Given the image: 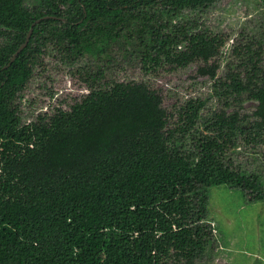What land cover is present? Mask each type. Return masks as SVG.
I'll return each instance as SVG.
<instances>
[{
  "label": "trees",
  "instance_id": "1",
  "mask_svg": "<svg viewBox=\"0 0 264 264\" xmlns=\"http://www.w3.org/2000/svg\"><path fill=\"white\" fill-rule=\"evenodd\" d=\"M216 1L0 0V264H200L219 244L211 187L264 203L230 154L264 163V38L241 35L217 75L228 37L185 17ZM111 53L147 74L197 65L211 94L169 114L146 82L103 80ZM48 56L85 69L86 93L24 122L17 101Z\"/></svg>",
  "mask_w": 264,
  "mask_h": 264
},
{
  "label": "rangeland",
  "instance_id": "2",
  "mask_svg": "<svg viewBox=\"0 0 264 264\" xmlns=\"http://www.w3.org/2000/svg\"><path fill=\"white\" fill-rule=\"evenodd\" d=\"M185 17L196 20L213 33L228 37L221 55L208 62L220 65L217 75L223 74L231 45L241 40V35L264 38V6L259 0H217L205 13H191ZM106 60H109L108 63ZM86 61L93 65L92 60ZM102 61L106 64L102 69L103 80L146 82L160 94L162 107L169 114L174 113V109L189 98H204L211 94L212 82L208 77L198 76L197 65L177 71L147 74L140 70L135 59H124L119 54L103 56ZM77 67L62 64L55 57L42 58L17 101L21 119L28 122L39 112L54 106L67 109L74 98L86 93L81 79L86 70H78ZM212 100L207 104L206 111L214 107L215 102ZM255 105L252 101L245 102L242 111L251 113ZM230 154L235 164L255 171L264 181V163L256 149L241 147ZM208 221L217 233L219 244L200 264H264V203L245 204L240 191L226 186L211 187Z\"/></svg>",
  "mask_w": 264,
  "mask_h": 264
},
{
  "label": "water",
  "instance_id": "3",
  "mask_svg": "<svg viewBox=\"0 0 264 264\" xmlns=\"http://www.w3.org/2000/svg\"><path fill=\"white\" fill-rule=\"evenodd\" d=\"M40 20H37L34 24H32V26L30 27V29L28 30V32H27V35H26V38H25V41H24V43L18 48V50L13 54V56L11 57V59H10V62H9V64L8 65H10V63H12L14 60H15V58L18 56V54L26 47V45H27V43H28V41H29V38H30V36H31V34H32V31H33V26L36 24V23H38ZM7 65V66H8Z\"/></svg>",
  "mask_w": 264,
  "mask_h": 264
}]
</instances>
